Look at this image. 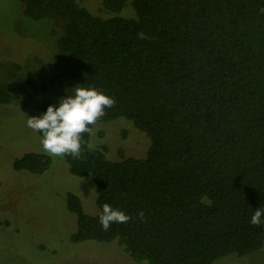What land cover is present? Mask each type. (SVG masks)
Here are the masks:
<instances>
[{
  "label": "trees",
  "instance_id": "1",
  "mask_svg": "<svg viewBox=\"0 0 264 264\" xmlns=\"http://www.w3.org/2000/svg\"><path fill=\"white\" fill-rule=\"evenodd\" d=\"M85 1L18 0L27 18L55 17L50 84L114 98L96 123L126 119L151 145L143 157L110 160L85 133L80 157H63L72 175L93 179L99 210L88 214L67 194L70 242L117 240L148 264H213L264 248V223L250 222L264 208V0H96V12ZM26 84L39 94L50 87ZM14 99L0 90V104ZM52 105L40 104L42 115ZM51 164L31 152L13 169L42 175ZM105 203L131 219L102 230Z\"/></svg>",
  "mask_w": 264,
  "mask_h": 264
},
{
  "label": "rangeland",
  "instance_id": "2",
  "mask_svg": "<svg viewBox=\"0 0 264 264\" xmlns=\"http://www.w3.org/2000/svg\"><path fill=\"white\" fill-rule=\"evenodd\" d=\"M98 1L84 4L96 12ZM123 14L134 16L130 4ZM54 18L33 20L21 13L18 0H0V90L15 97L9 104H0V264H148L134 261L117 240L70 242L76 217L67 209V194L77 195L86 213L99 211L90 176L72 175L64 158L50 155L51 167L42 175L13 169L14 160L26 153H46L41 136L27 126V118L42 116L40 104L59 103L79 86L70 80L50 84L61 34L58 29L53 33ZM28 80L44 81L50 87L39 94L27 87ZM150 145L148 135L126 119L96 123L90 137V146H105L110 160H118L120 151L143 157ZM213 264H264V248L243 257L232 254Z\"/></svg>",
  "mask_w": 264,
  "mask_h": 264
},
{
  "label": "clouds",
  "instance_id": "3",
  "mask_svg": "<svg viewBox=\"0 0 264 264\" xmlns=\"http://www.w3.org/2000/svg\"><path fill=\"white\" fill-rule=\"evenodd\" d=\"M264 14V8L259 10ZM115 106L114 98L102 91L77 86L72 89L67 98L59 100V106H49L40 117L27 118V126L41 133V145L44 152L53 157L79 158L81 155V140L85 133H91L92 127L106 113V108ZM264 208L253 211L250 222L261 226L264 221ZM138 218L144 220V212L138 213ZM131 219L124 212L113 209L109 204L103 205L99 215L102 230L107 231L113 223H127Z\"/></svg>",
  "mask_w": 264,
  "mask_h": 264
}]
</instances>
